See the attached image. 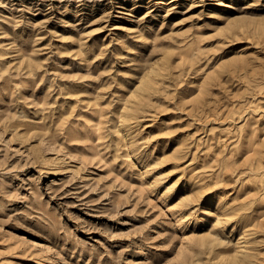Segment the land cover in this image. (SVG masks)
<instances>
[{
	"label": "rangeland",
	"instance_id": "rangeland-1",
	"mask_svg": "<svg viewBox=\"0 0 264 264\" xmlns=\"http://www.w3.org/2000/svg\"><path fill=\"white\" fill-rule=\"evenodd\" d=\"M245 243L264 264V0H0V264Z\"/></svg>",
	"mask_w": 264,
	"mask_h": 264
},
{
	"label": "bare ground",
	"instance_id": "bare-ground-1",
	"mask_svg": "<svg viewBox=\"0 0 264 264\" xmlns=\"http://www.w3.org/2000/svg\"><path fill=\"white\" fill-rule=\"evenodd\" d=\"M243 249L230 258L231 263L229 264H255V255L251 253L248 248V245L245 243ZM240 253V254H239Z\"/></svg>",
	"mask_w": 264,
	"mask_h": 264
}]
</instances>
